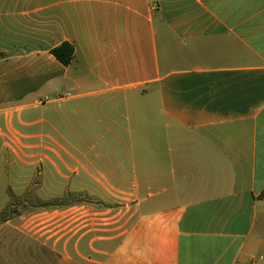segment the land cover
<instances>
[{
	"label": "crops",
	"instance_id": "0c3cea01",
	"mask_svg": "<svg viewBox=\"0 0 264 264\" xmlns=\"http://www.w3.org/2000/svg\"><path fill=\"white\" fill-rule=\"evenodd\" d=\"M0 264H264V0H0Z\"/></svg>",
	"mask_w": 264,
	"mask_h": 264
},
{
	"label": "trees",
	"instance_id": "16d2710c",
	"mask_svg": "<svg viewBox=\"0 0 264 264\" xmlns=\"http://www.w3.org/2000/svg\"><path fill=\"white\" fill-rule=\"evenodd\" d=\"M51 54L64 66H69L73 59H74V46L68 42L62 43L60 46L54 48L51 50ZM31 195V193H28V196ZM10 196L12 197V201L15 202L18 197L13 195V193L10 192ZM70 196V195H69ZM27 198V197H22ZM51 205H54L52 203L46 202L42 203L43 207H49ZM28 206L24 205V208H27ZM15 212H12L11 209L6 210V212L2 213L1 218L3 220H7L9 217L13 216Z\"/></svg>",
	"mask_w": 264,
	"mask_h": 264
}]
</instances>
